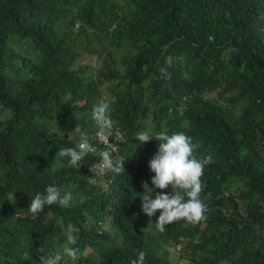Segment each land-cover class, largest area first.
<instances>
[{
  "label": "trees",
  "instance_id": "obj_1",
  "mask_svg": "<svg viewBox=\"0 0 264 264\" xmlns=\"http://www.w3.org/2000/svg\"><path fill=\"white\" fill-rule=\"evenodd\" d=\"M168 55L183 57L171 79ZM102 100L124 174L94 167L97 140L76 170L56 155L76 146V125L95 134ZM0 118V264L57 251L59 264H130L140 251L144 264H264V0H0ZM140 131L183 132L211 157L206 221L149 225L160 213L143 214L140 199L159 142L139 145ZM49 185L71 191L70 206L33 219ZM69 225L75 262L63 254Z\"/></svg>",
  "mask_w": 264,
  "mask_h": 264
},
{
  "label": "clouds",
  "instance_id": "obj_2",
  "mask_svg": "<svg viewBox=\"0 0 264 264\" xmlns=\"http://www.w3.org/2000/svg\"><path fill=\"white\" fill-rule=\"evenodd\" d=\"M231 51H235V49H231ZM164 59L165 66L160 69V72L164 78L171 79L172 74L168 68L173 67L183 57L168 55ZM109 111L108 102L102 100L95 104L91 111V117L98 129L95 134L90 135L87 129L76 125L75 130L68 133V136L78 137L76 146L60 148L56 155L68 158L69 167L76 170L81 166L86 155L89 152H94L93 140L99 139L110 144L108 136L111 135L109 130L112 128L113 121ZM179 111L182 113L183 109L181 108ZM136 140L139 145H144L152 140L159 142L155 155L148 162V168L154 174L151 177L152 187H149L148 182H143L142 189L145 195L140 199L143 214L151 218L158 211L160 213L156 222L153 224L150 220L149 225H154L160 232H163L166 225H170L174 221L184 220L190 224L206 221L208 208L201 198L204 189L201 177L204 174L205 166L212 162L211 157L197 158L194 154L197 146L183 132L169 135L166 131H140L136 133ZM116 141H123V136L118 135ZM116 152L107 149L101 151L99 153L101 159L97 164H94V167L99 172L110 171L117 175L124 174L125 159L119 156L114 158ZM170 186L177 191L165 193L163 190L169 189ZM208 196L210 197L211 193H208ZM72 199L71 191L62 192L57 186L49 185L45 187L43 193H36L30 201L28 211L35 219L45 206L56 204L67 208ZM67 231V245L63 248V254L75 262L79 258L80 250L75 247L78 237L74 233L79 232V229L69 225ZM38 251L43 252L44 250L41 248ZM145 257L146 252L140 251L138 257L131 260L130 264H144ZM62 259V253L57 251L49 255H41L38 264H59Z\"/></svg>",
  "mask_w": 264,
  "mask_h": 264
},
{
  "label": "rangeland",
  "instance_id": "obj_3",
  "mask_svg": "<svg viewBox=\"0 0 264 264\" xmlns=\"http://www.w3.org/2000/svg\"><path fill=\"white\" fill-rule=\"evenodd\" d=\"M81 59H82V62L83 63H85V64H89L90 66H98V63L96 62V58H95V56H85V55H82L81 57H80ZM0 119H2V118H0ZM179 246L178 245H176L174 248H175V250L178 248ZM170 248V250L172 251V250H174L173 249V247L172 246H170L169 247ZM175 264H179V262L178 263H175Z\"/></svg>",
  "mask_w": 264,
  "mask_h": 264
},
{
  "label": "built area",
  "instance_id": "obj_4",
  "mask_svg": "<svg viewBox=\"0 0 264 264\" xmlns=\"http://www.w3.org/2000/svg\"><path fill=\"white\" fill-rule=\"evenodd\" d=\"M96 140L98 141V143H99L103 148H105V149H107V150H110V151H113V152L116 151V148H117V146H118V143H117V141H116L115 138H113V137L108 138L110 144H106V143L100 141L99 139H96ZM112 145L114 146V148H113ZM93 148H94V146H93ZM99 170H100V169H99Z\"/></svg>",
  "mask_w": 264,
  "mask_h": 264
}]
</instances>
